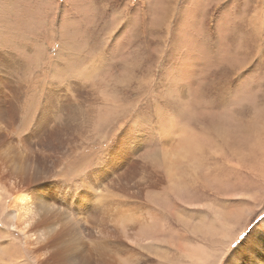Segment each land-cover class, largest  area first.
I'll return each instance as SVG.
<instances>
[{"label":"rangeland","instance_id":"374dc122","mask_svg":"<svg viewBox=\"0 0 264 264\" xmlns=\"http://www.w3.org/2000/svg\"><path fill=\"white\" fill-rule=\"evenodd\" d=\"M0 55L23 97L14 139L32 134L34 118L52 107L48 95L61 102L52 92L80 103L70 134L37 146L53 180L66 182L107 158L125 155L133 166L170 150L197 173L195 183L179 172L178 185L153 179L147 190L146 176L126 174L120 187L123 201L139 191L137 207H154L168 222L166 237L184 230L180 217L192 230L207 226V204L232 218L252 211L237 224L236 231L248 228L235 247L264 221V0H0ZM65 116L54 115L56 129ZM17 235L11 240L22 264H34L36 253ZM185 237L215 260L229 254L221 243ZM154 254L137 246L125 257L145 264ZM161 254L154 258L173 264Z\"/></svg>","mask_w":264,"mask_h":264},{"label":"bare ground","instance_id":"6f19581e","mask_svg":"<svg viewBox=\"0 0 264 264\" xmlns=\"http://www.w3.org/2000/svg\"><path fill=\"white\" fill-rule=\"evenodd\" d=\"M2 56L0 55V184L4 182V186L0 185V217L4 226L1 228L0 224V264L23 262L24 255L17 253V243L11 240L15 232L18 233L16 237L21 236L24 245L36 253L34 264H127L129 258L125 255L135 253L137 246L145 250L154 249L158 253L154 257H162V252H168L173 258V264H264V221L237 247L233 243L248 228L236 231L237 224L250 216V210L231 214L235 215L232 218L216 211L214 205L207 204L203 209L206 210V215L210 213L208 225L198 224L192 230L180 217V226L184 230L177 228L178 237L173 238L165 236L168 222L158 218L154 207H149L148 204L144 210L137 207L140 205L136 202L139 191L136 195L134 192L135 198L131 203L123 201L126 198H121L120 190L126 174L130 178L138 174L146 176L142 180L147 184L144 187L147 190L153 185V179L155 184L160 182V178H166L171 187L178 185L183 178L178 177L179 172L196 182L197 173L186 167L184 158H177L176 153L173 154L170 150L164 151L160 158H143L133 166L129 164L133 158H124L125 155L119 158L118 155V158L100 161L97 167L84 169L81 174L74 175L66 182L64 179L53 180L49 168L50 158H39L37 146L42 138L58 139V134L68 136L80 103L52 92L61 102L48 95V104L52 102V107L45 105L42 113L34 118L32 134L14 139L12 128L24 109L23 97L11 87L12 80L7 71L11 63H6ZM55 114L66 115L68 120L67 124H60V130L55 128ZM49 134L51 138H48ZM141 182H137L139 186L143 184ZM162 208L165 210L164 206ZM157 226L162 229L163 236H159ZM261 226L263 232L259 229ZM184 232L201 236L210 240V243L226 245L229 254H217L220 261L215 260L203 243L187 241L189 237L186 240ZM154 257L149 258L145 264H170L167 260L157 261Z\"/></svg>","mask_w":264,"mask_h":264},{"label":"snow or ice","instance_id":"6c2138e0","mask_svg":"<svg viewBox=\"0 0 264 264\" xmlns=\"http://www.w3.org/2000/svg\"><path fill=\"white\" fill-rule=\"evenodd\" d=\"M192 215H201L202 213H199V212H194V213H191Z\"/></svg>","mask_w":264,"mask_h":264}]
</instances>
